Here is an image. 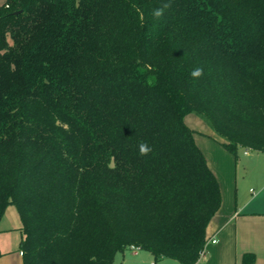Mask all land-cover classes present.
<instances>
[{"label": "trees", "instance_id": "16d2710c", "mask_svg": "<svg viewBox=\"0 0 264 264\" xmlns=\"http://www.w3.org/2000/svg\"><path fill=\"white\" fill-rule=\"evenodd\" d=\"M187 114L235 160L264 152V0H0V218L15 206L22 264H195L222 197Z\"/></svg>", "mask_w": 264, "mask_h": 264}, {"label": "crops", "instance_id": "0c3cea01", "mask_svg": "<svg viewBox=\"0 0 264 264\" xmlns=\"http://www.w3.org/2000/svg\"><path fill=\"white\" fill-rule=\"evenodd\" d=\"M193 130L195 142L219 182L222 197L219 209L206 227L209 242L195 264H241L246 252L254 253V264H264V152L245 153L239 149L240 155L235 160L214 142L218 136L212 131ZM20 240L21 235L19 253L11 251L13 255L3 257L0 264H22ZM126 251L128 255L124 251L117 264H183L169 258L155 261L148 251L140 248L135 253L131 249Z\"/></svg>", "mask_w": 264, "mask_h": 264}, {"label": "rangeland", "instance_id": "374dc122", "mask_svg": "<svg viewBox=\"0 0 264 264\" xmlns=\"http://www.w3.org/2000/svg\"><path fill=\"white\" fill-rule=\"evenodd\" d=\"M185 123L190 128L199 130L201 132H206V130L208 129L213 132V130L208 126V124H206L205 121H203L201 118H199L194 114H187L185 116ZM216 136L217 135L215 134V137ZM216 139H218V137H216ZM216 139L214 140V142L222 146L218 141H216ZM238 155H240V152H238ZM20 226H21V221L15 206L8 205L3 215L0 218V261L4 259L3 257L12 256L13 255L12 253L14 252L11 251L16 250L17 254L19 253L18 242L21 233ZM7 250L10 251V254L4 253L7 252ZM125 255H128V251H125ZM121 257H122V253H118L116 255L114 264H117V262L121 259ZM175 263L178 262L175 261Z\"/></svg>", "mask_w": 264, "mask_h": 264}, {"label": "clouds", "instance_id": "9594fccd", "mask_svg": "<svg viewBox=\"0 0 264 264\" xmlns=\"http://www.w3.org/2000/svg\"><path fill=\"white\" fill-rule=\"evenodd\" d=\"M171 4L170 3H164L161 7L155 8L152 10L151 15L154 19H160L163 15L166 9L170 8ZM141 22H143V13L140 15ZM204 75V69L202 67H196L192 69L190 72V76L193 79H199ZM65 128L67 129L68 126L65 125ZM138 151L140 156H147L151 151L152 148L149 146L147 142H141L138 145Z\"/></svg>", "mask_w": 264, "mask_h": 264}, {"label": "built area", "instance_id": "2783aa9c", "mask_svg": "<svg viewBox=\"0 0 264 264\" xmlns=\"http://www.w3.org/2000/svg\"><path fill=\"white\" fill-rule=\"evenodd\" d=\"M244 152L247 153V150H245ZM210 241L213 242V243L216 242L215 239H211ZM208 242H209V241L206 240L205 245H204V248H203V250H202V252H201V255L203 254V252H204V250H205V246L208 244ZM130 249L133 250V252L135 253L136 250L139 249V248H138V247H133V246H132ZM21 253H22V252H21Z\"/></svg>", "mask_w": 264, "mask_h": 264}]
</instances>
